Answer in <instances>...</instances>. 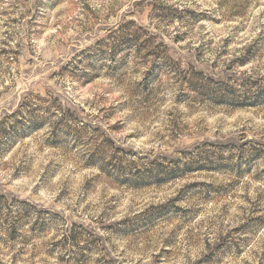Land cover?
I'll return each instance as SVG.
<instances>
[{
    "label": "rangeland",
    "instance_id": "rangeland-1",
    "mask_svg": "<svg viewBox=\"0 0 264 264\" xmlns=\"http://www.w3.org/2000/svg\"><path fill=\"white\" fill-rule=\"evenodd\" d=\"M0 264H264V0H0Z\"/></svg>",
    "mask_w": 264,
    "mask_h": 264
}]
</instances>
